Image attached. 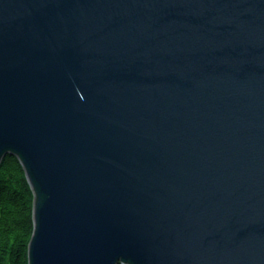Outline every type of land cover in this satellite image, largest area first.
Wrapping results in <instances>:
<instances>
[{
	"label": "water",
	"instance_id": "obj_1",
	"mask_svg": "<svg viewBox=\"0 0 264 264\" xmlns=\"http://www.w3.org/2000/svg\"><path fill=\"white\" fill-rule=\"evenodd\" d=\"M29 264H264V0H0V165Z\"/></svg>",
	"mask_w": 264,
	"mask_h": 264
},
{
	"label": "trees",
	"instance_id": "obj_2",
	"mask_svg": "<svg viewBox=\"0 0 264 264\" xmlns=\"http://www.w3.org/2000/svg\"><path fill=\"white\" fill-rule=\"evenodd\" d=\"M35 195L19 159L0 165V264H29Z\"/></svg>",
	"mask_w": 264,
	"mask_h": 264
}]
</instances>
